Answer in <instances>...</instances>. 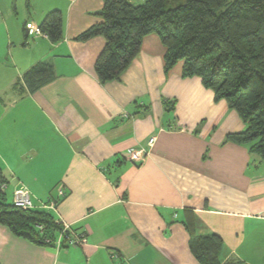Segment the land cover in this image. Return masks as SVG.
Here are the masks:
<instances>
[{
	"label": "crops",
	"instance_id": "1",
	"mask_svg": "<svg viewBox=\"0 0 264 264\" xmlns=\"http://www.w3.org/2000/svg\"><path fill=\"white\" fill-rule=\"evenodd\" d=\"M103 7L104 0H0L6 192L13 198L27 187L35 210L86 239L57 249L0 225V264H199L190 229L222 238L220 264H264V161L227 139L248 125L201 78L183 77V62L167 73L157 34L143 39L120 80L100 82L106 39L80 37L104 22ZM53 11L63 20L57 43L27 28L40 29ZM42 64L50 79L30 85L25 75ZM130 150L141 153L138 161ZM50 202L56 210L42 209Z\"/></svg>",
	"mask_w": 264,
	"mask_h": 264
},
{
	"label": "trees",
	"instance_id": "2",
	"mask_svg": "<svg viewBox=\"0 0 264 264\" xmlns=\"http://www.w3.org/2000/svg\"><path fill=\"white\" fill-rule=\"evenodd\" d=\"M99 16L104 22L80 39H106L96 65L100 82L120 80L139 56L143 39L157 34L167 49L165 71L183 62V77L201 78L214 92L215 100H225L248 125L244 133L229 135L228 141L246 146L264 161V0H146L142 4L104 0ZM40 30L52 42L61 41V13H49ZM51 74V68L42 64L25 79L37 87ZM165 105L167 110L174 108L167 102ZM5 183L0 171V225L16 237L54 247L46 240L55 241L62 227L45 211L21 210L9 204ZM190 232L198 263L220 264L222 238H197L193 230Z\"/></svg>",
	"mask_w": 264,
	"mask_h": 264
},
{
	"label": "built area",
	"instance_id": "3",
	"mask_svg": "<svg viewBox=\"0 0 264 264\" xmlns=\"http://www.w3.org/2000/svg\"><path fill=\"white\" fill-rule=\"evenodd\" d=\"M27 28L29 30H32L35 34H43V32L35 27L33 24H28ZM155 143V138H152L149 141L150 147H152ZM146 152V151H143ZM130 154L133 158V160L138 161L140 159L141 153L135 151V150H130ZM60 197L64 196L63 192L59 193ZM14 207L21 209V210H35V206L32 200V196L30 191L28 190L27 187L22 186L19 189H17L14 194H13V201H12ZM57 202H50L48 204H44L42 206V209L44 210H56ZM40 230L43 229L42 226H38ZM47 243H52L57 249L65 248V247H74V246H80V245H85L86 239L84 235H77V234H72L71 233V227L70 225L63 224L61 231L56 238L55 241L52 242V240L47 239Z\"/></svg>",
	"mask_w": 264,
	"mask_h": 264
},
{
	"label": "rangeland",
	"instance_id": "4",
	"mask_svg": "<svg viewBox=\"0 0 264 264\" xmlns=\"http://www.w3.org/2000/svg\"><path fill=\"white\" fill-rule=\"evenodd\" d=\"M11 197H12L11 194L8 192L7 193V201L9 204L12 203V201H13V198H11ZM59 225L61 226V224H59Z\"/></svg>",
	"mask_w": 264,
	"mask_h": 264
}]
</instances>
